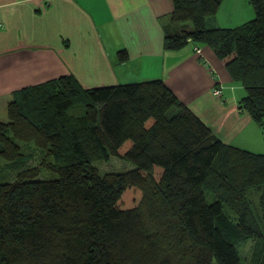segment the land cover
Returning <instances> with one entry per match:
<instances>
[{
	"label": "trees",
	"instance_id": "trees-1",
	"mask_svg": "<svg viewBox=\"0 0 264 264\" xmlns=\"http://www.w3.org/2000/svg\"><path fill=\"white\" fill-rule=\"evenodd\" d=\"M221 2L173 0L182 25L164 47L209 46L262 125L264 0L234 27L212 22ZM6 114L0 158L20 160V142L44 154L0 181V264H264V153L222 143L162 79L85 89L63 75L17 91ZM110 156L134 167L100 174Z\"/></svg>",
	"mask_w": 264,
	"mask_h": 264
},
{
	"label": "crops",
	"instance_id": "crops-1",
	"mask_svg": "<svg viewBox=\"0 0 264 264\" xmlns=\"http://www.w3.org/2000/svg\"><path fill=\"white\" fill-rule=\"evenodd\" d=\"M220 6V27L251 15L248 0ZM172 9L173 0H0V112L20 89L63 75L85 89L160 78L222 143L264 153V118L259 125L239 108L244 89L214 51L164 47L182 25Z\"/></svg>",
	"mask_w": 264,
	"mask_h": 264
},
{
	"label": "rangeland",
	"instance_id": "rangeland-1",
	"mask_svg": "<svg viewBox=\"0 0 264 264\" xmlns=\"http://www.w3.org/2000/svg\"><path fill=\"white\" fill-rule=\"evenodd\" d=\"M245 2V1H244ZM222 7V6H220ZM220 14L224 13L222 8H220ZM250 16L246 19L249 20L254 16V11L250 5ZM241 12V11H240ZM216 15V14H215ZM215 17V16H214ZM213 22V21H212ZM223 24H226L224 21H222ZM242 21L239 22L241 24ZM131 82H136V81H131ZM78 104V103H77ZM75 104L71 110H69L71 113L74 114H79L82 112V105L80 104ZM0 121H7V114L1 113L0 112ZM22 153L24 154L23 157H28V160L24 162L23 157H20L17 162H11L7 161L5 159L0 158V181H9L13 180L16 176L17 173V166L19 164L25 165V167H32L36 166L42 159L44 152L41 151V149L37 148L33 143H25V142H20ZM93 165L97 168L98 172L100 174H103L108 171H125L128 169H131L134 167V165L123 159H119L115 156H110V158L107 160H97L93 162ZM56 173L41 168L40 173L38 175L39 179H48V178H55ZM256 243L253 241L247 242L245 245L240 247V253L242 257H247L250 255L253 249L256 247Z\"/></svg>",
	"mask_w": 264,
	"mask_h": 264
},
{
	"label": "built area",
	"instance_id": "built-area-1",
	"mask_svg": "<svg viewBox=\"0 0 264 264\" xmlns=\"http://www.w3.org/2000/svg\"><path fill=\"white\" fill-rule=\"evenodd\" d=\"M194 46H195V45H194ZM195 50L199 51L198 47L195 46ZM214 92H215L216 94H219V90H218V89H215Z\"/></svg>",
	"mask_w": 264,
	"mask_h": 264
}]
</instances>
